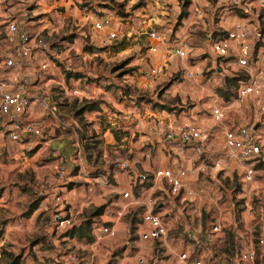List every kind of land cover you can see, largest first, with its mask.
I'll return each instance as SVG.
<instances>
[{
  "label": "rangeland",
  "instance_id": "obj_1",
  "mask_svg": "<svg viewBox=\"0 0 264 264\" xmlns=\"http://www.w3.org/2000/svg\"><path fill=\"white\" fill-rule=\"evenodd\" d=\"M58 1L67 2L69 0ZM97 1L104 3L101 7H104L105 11L96 14V19L104 14L111 16L113 19L128 17L145 6L143 0ZM156 1L166 9L167 15L165 16L169 20L166 24L171 26L175 24V29L181 25L182 29L187 28L189 34L186 41L189 47L187 58L181 61L168 58L165 55L164 68L166 76L162 79H152L148 76L149 70L153 68L149 58L144 57L143 61H138L137 57L144 55L147 51L146 36L137 35L138 37L133 41V36H127L128 30L117 29L105 33V36L110 33L117 34L116 40L109 41L105 40L104 36L100 37L101 35L96 33L95 30H92V24L83 28L79 25L68 24L70 17L60 21L46 20L50 22V30L41 29L40 25L36 24L37 28L33 31V35L38 40H42L45 45L44 51L36 56L37 59L31 61L38 63V65L47 61L58 67L64 75L63 84H76L75 82L81 78L86 79L87 83L90 80H88L86 72L79 69L82 66V59L81 57L79 59L78 55L81 56V52L92 48L95 52L104 54L106 60L105 63L98 65L94 58L95 71L91 70V75L96 73L97 76H101V73H103L108 76V81L110 80L111 84H157L152 94L150 92L140 93L141 100L146 101L150 95L154 98L156 96L159 97L160 102L165 104L163 106L165 109L175 110L177 114L184 111L188 115L187 121H193L191 118L195 116L197 121L186 122V124L195 123L196 126L201 127L209 135L208 144L210 149L202 156V160L207 158L206 161L209 163L224 154L223 139H218L222 124H216L212 120V109L216 105L210 101L209 94L205 92V90L214 92V87L208 89L206 84H190L188 82L189 85H192V88L187 89V99L184 98L185 103H181L179 95L184 92L182 88L187 83V78L182 79V77L186 76L187 68H192L190 71L196 74L202 69L206 70L211 67L213 62L216 64L221 63L223 66H228V74L231 77L226 79L224 89H218L215 93L219 97L223 95L224 98H221L224 102L228 98L237 99L238 84H245L250 79L247 78L245 71L236 64L235 59L230 57L218 58L213 55L210 52L207 40L209 34L214 33V31L217 33L215 35L211 34L213 40L223 37V29L218 25L220 18L223 17L224 10H232L233 12L235 9L225 7L219 0H202L209 2L216 10L215 20H213L211 26L207 27L205 18L195 22L191 19L192 11L198 8L201 0H195V3H190V0ZM259 1L261 0H245L244 3H250L251 7H257ZM71 2L70 7H59L57 12L65 15L67 11H75L74 7L91 8L87 0H71ZM177 7L178 9H176ZM235 15L243 19L246 17L240 10H235ZM257 15L261 16L260 23L263 25L264 9L260 10ZM47 17L48 15L45 18L44 16L38 18L44 20ZM224 19L227 21L226 18ZM227 22L231 23L232 21ZM237 23L238 21L235 24ZM234 25H232V28ZM113 27L112 23L111 29ZM84 28H89L92 32L86 38L79 35ZM151 28L160 30L159 32L163 31L166 34L165 43L168 45L166 48H170L175 42L178 44L174 35L172 36L167 28L159 29V26H151ZM122 42H124L126 49L118 51L119 44ZM262 45L261 43L260 46L262 47ZM163 50L166 51L165 47H163ZM113 52L115 54H112ZM199 54L201 55L196 60L190 58ZM262 56H264V49ZM198 63L202 64V69H199ZM69 65L72 66L70 74L65 70ZM89 67L92 68V63L89 64ZM251 69L254 72L257 71L253 62ZM74 70L75 72L72 73ZM202 72V76H206L205 71ZM34 74V79L38 76L42 79L48 78L47 72L40 74L37 68ZM238 81L240 83H237ZM34 83L38 84V81ZM235 85L238 86L237 89H234ZM171 87H176L177 91L171 92ZM126 89L127 86L124 87V90ZM193 90L202 92L200 98L204 103L200 104L201 106L197 109L198 111H195L194 115L192 113L193 101L189 98V92ZM83 102H85L87 108L89 107L87 103H92V101L82 100L77 104L78 107H81ZM149 102L154 103L156 101H150L149 99L147 103ZM224 102L222 105L225 104ZM155 106L160 107V104L155 103ZM171 106L175 108L171 109ZM229 114L236 116L235 122L237 123L250 124L258 130L264 129V98L251 96L243 99L242 102L236 100V105L234 109L229 110ZM226 124L227 122L223 125ZM69 150L71 151L70 148ZM23 154L24 156L21 157L20 144L0 148V173H2L0 174V197L4 192L7 195L4 199L5 203L1 204H10L8 208L6 206L4 215L0 213V229L7 233L8 237V243L5 241L2 245L0 244V264H7L13 259H16L20 264H73V258L85 264H139L140 259L145 260L146 264H152L155 261L158 264H176V255L182 252L180 249L173 252L176 244H181V241L192 244L189 236L194 239L201 238L212 224L219 225L221 227L220 235L223 233V239L218 240L223 242H218L213 247L215 253L210 260L214 264H228L225 258L234 257L236 254L245 251V246L248 244H251V248L257 253V259L253 264H264V249L260 250L256 245L259 236L258 227L257 225L252 227L251 225L253 220L260 221V214L257 210L258 199L255 192L264 190V165L253 161L245 164L246 167L255 169L254 180L249 184L243 183V169L241 168L243 165L238 163L224 165L223 171H209L205 174H199L188 183L189 188L195 192L192 198H170L169 189L164 182L145 183L142 185L143 192H139V194L134 190L130 191L131 193L128 192L136 200H144L150 197L159 198L158 200L165 203V206L157 212L162 216L170 213V216L164 219L167 225L165 238L161 241L147 242L141 240L139 236L143 229L141 227L140 205L130 204V199L118 204L116 196L109 192L105 195L101 193V203L99 201L95 206L89 205L82 210L67 207L68 211L65 213V204L62 207L60 203L53 209L48 208L47 212L44 210L37 211L41 199L44 198L43 196L46 193L49 196L50 193L46 183L49 175L45 173L49 170V167L48 169H40L39 167L50 166L51 168L57 158L48 149L46 153L39 154L32 161V166L39 168L38 170L32 167L28 170H22L21 173L22 159L29 160L33 155L26 152ZM194 158H196V161H193L192 165L189 166L190 169L195 168L201 160L195 156ZM3 167L6 169L2 170ZM96 168L95 173L104 172L101 166ZM33 170L38 174L33 173ZM80 186L78 183L74 187L78 188ZM115 203L119 207L112 210ZM0 210L3 209L0 208ZM120 210L122 216L117 223L116 237L112 239L100 237L99 232L96 230L97 227L104 222L113 220L117 211ZM55 218L66 220L67 223L62 227H58ZM131 228L134 229L131 230ZM79 229H82L85 236L82 239L74 233V230L79 232ZM72 233H74L73 236ZM209 261L204 260L205 264H208Z\"/></svg>",
  "mask_w": 264,
  "mask_h": 264
},
{
  "label": "crops",
  "instance_id": "obj_2",
  "mask_svg": "<svg viewBox=\"0 0 264 264\" xmlns=\"http://www.w3.org/2000/svg\"><path fill=\"white\" fill-rule=\"evenodd\" d=\"M87 1L90 3V9L74 7L75 11H67V14L62 15L57 12L58 8L70 7L72 5L71 0L67 2H59L58 0H0V79L5 77L1 71V61L4 57L11 55V47L5 41L6 24L9 21L14 20L22 30L27 31L31 35H33V31L36 30L35 28H37L36 24L40 25L41 29L50 30V22L46 20L60 21L64 20L66 17H70L67 22L68 24L79 25L81 28L92 24L91 28L94 30L93 23L96 19L95 16H97L96 14L101 13V11H105L104 7H101L104 3L97 0ZM143 1L145 6L138 9L139 11L137 10L136 13L133 12L131 16L113 19V29L95 32L100 34V37L104 36L105 40H107V37L105 36L107 31L113 32L117 29H121L122 31L128 30L129 32L127 33V36H133V41H135L138 37L137 35L145 37L149 26H159V29L167 28V30L172 33V36L174 35L175 40L185 44L189 50L186 42L189 36L187 28L182 29V26L180 25L175 29V24L174 26L166 24L167 21H169L165 16L167 15V12L165 11L166 9L156 0ZM190 3H195V0H190ZM202 6H209L210 10H213L216 15V10H214L209 2L201 0L198 7ZM176 9H178V7ZM46 15H48V17L47 19H44ZM215 15L211 13L202 18L206 19L207 27L212 25L213 20H215L216 17ZM41 16H44V20L38 18ZM224 18H226L227 21L232 22L229 23L225 21ZM240 18L241 17H236L235 10L233 12L232 10H224L223 17L220 18L218 24L223 29L222 33L225 34L227 31H231L232 25H234L236 21H244L243 18ZM191 19L194 22L202 20L195 19L193 17V11ZM248 21L251 22L252 20L249 18ZM139 32L140 34H138ZM159 33L164 36L166 41V34L163 31ZM215 33L217 32L214 31V33L212 32L211 34L215 35ZM91 34L92 32L89 28H84L83 32L79 35L86 38ZM211 34H209L208 37H211ZM261 43L263 44L262 47L260 46ZM167 46L168 45L164 43V45L158 47V51L155 54L146 51L144 55H139L137 57L138 61H143L145 57L149 58L153 67L164 65L165 55L168 56ZM263 46L264 39L257 42L251 51L252 62L254 63V67L256 66L257 71L254 72L255 68L254 70L251 69L252 62L249 68L243 69L249 79H258L264 76V56H262L264 49ZM163 47H165L166 51L163 50ZM125 49L126 46L124 42L119 44L118 51H124ZM81 54V56L78 55V58L81 57L82 59V66L79 69H83L82 71L86 72L87 78L90 80L87 83L86 79L81 78L75 82L76 84H63L64 75H62L58 67L51 62L44 61L49 64V70L47 71L48 78H40L38 84L32 82L27 90L28 96L32 100L42 97L49 99L50 102L56 106L57 113L55 116L49 115L39 109L34 103L31 104L24 120L41 126L44 136L39 139H31L27 144H21V157L24 156L23 153L25 152L33 154L29 160L26 158L22 159L21 173L23 172L22 170H28L29 168L35 167L32 166L33 159L41 153H46L48 149H50L53 156L57 158L56 161L60 160L68 165V173L65 181L63 184H60V186L64 185V188H60L59 184L54 181L50 166L39 167L40 169H48L49 167V170L45 172L49 175V178L46 179L48 189L50 190L49 192H52L53 189H56L57 193L61 192L63 203L60 205L63 207L65 204V213L68 211L67 207L82 210L89 205L95 206L99 201L100 203L102 202V199H100L102 196L101 193L105 195L107 192L114 194L117 202H119L118 204H121L124 201V199L121 198V193L132 192V190L136 191L137 194L143 192L142 185H136L133 182L136 175L147 174L149 175L150 181L146 184H150L151 182L155 183L151 176L154 171L177 168L180 166L189 167L192 165L193 161H196L191 150H187L183 156H177L166 150L163 145L164 134L168 128L186 122H195V116L192 117V115H190V117H192L191 120L193 121H187L188 115L185 114L184 111L177 114L175 113V110L172 111L170 109H165L163 107L165 104L160 102L161 100L156 96L155 98L151 97V95L149 97L150 101H156L154 103H147L149 99L146 101L141 100L139 94L146 92L152 94L157 84H111L110 80L108 81V76H105L103 73H101V76H97L96 73L91 75V70L95 71L94 58L96 59L97 64L100 65L103 62L105 63V55L100 54V52H95L92 48L81 52ZM112 54L115 53L113 52ZM200 55L201 54L195 55L194 57L191 56L190 58H195L196 60ZM168 58L171 57L168 56ZM35 59L37 58L35 57L33 61ZM33 61L30 60L21 64V76L34 78V71L40 64L38 65V63L36 64ZM90 63H92V68L89 67ZM198 64L200 66L199 69H202V64ZM191 69L192 68H187L188 71H186L185 74L193 73L190 71ZM202 71H205L204 73L206 76H202ZM202 71L200 70L196 74L193 73L194 76L192 79H189L186 76L182 77V79L187 78V83L182 88L184 89V92L179 95L181 103H185V100L187 99V89L190 87L192 88V85H189L190 83L206 84L208 89L214 87V92L205 89L202 90H205V92L209 94L208 98H210V101L214 105H222L224 100L219 97L215 91L218 89L223 90L226 79L231 77L228 74V66L213 62L211 67L206 70L202 69ZM74 72L75 70L72 73ZM68 74H70V72ZM59 82L61 84H52ZM237 83H240V81ZM238 85L239 90L243 84ZM125 86H127L126 90H124ZM171 88V92L177 91L176 87ZM193 88L195 89L194 86ZM162 89L163 87L161 90ZM201 95L202 92H199L198 90L189 92V98L193 101L192 105L194 106L192 111L193 115L195 111H198L197 109L201 106L200 104H204L200 98ZM82 100L92 101V103L86 102L89 104L88 108L85 107V102L82 103L81 107H78L77 104ZM155 103L160 104V107L155 106ZM224 103L225 104L222 106L227 108V120L224 123H228L229 121L235 122L236 116L230 115L229 110L234 109L236 99L228 98ZM173 108L175 107L171 106V109ZM218 139H223L222 128L218 135ZM7 145V142L0 139V148H2V146L7 147ZM77 147H79L78 158L74 155ZM117 163H125L128 166V170L122 171L118 169L116 167ZM97 166H101L104 172L100 174L95 173ZM35 168V170L39 169H37V167ZM1 169L5 170L6 168L3 167ZM35 170H33V173L38 174ZM98 175H105L112 184V188H107L99 184L95 180V177ZM192 180L193 178H190V181ZM78 183L81 186L78 188L74 187ZM261 192L264 194V190ZM6 196L7 195L4 192L0 197V204L5 203L4 199ZM43 197L44 198L41 199L42 201L39 203L37 211L44 210L47 212L48 208L53 209V207L59 205L56 204L52 197L48 196L47 193ZM115 204H113L114 206H112V210L119 207L118 204ZM9 205L10 204H1L0 208L3 210H0V213L4 215L6 206L8 208ZM112 221L115 222V228L117 229L119 219L113 218ZM251 225L252 227L253 225H257L259 232V230L264 227V222L262 223L259 220H253ZM4 233L5 232L3 231L0 240L1 245L5 241L8 243L7 233ZM222 235L223 233L219 236L220 239H223ZM190 238L192 237L189 236V239ZM221 242L223 241L221 240L220 243ZM180 243L181 244H176L173 252L178 249L182 250V252L187 248L192 249V244L185 243L184 241H181ZM251 246V244H248L245 246V250L251 249ZM216 249L218 248L216 247ZM214 253L215 251L212 249L211 253H205V255H203V259L208 262L210 258H213Z\"/></svg>",
  "mask_w": 264,
  "mask_h": 264
},
{
  "label": "built area",
  "instance_id": "obj_3",
  "mask_svg": "<svg viewBox=\"0 0 264 264\" xmlns=\"http://www.w3.org/2000/svg\"><path fill=\"white\" fill-rule=\"evenodd\" d=\"M245 0H219L225 7L233 10H240L246 15L244 21H239L233 26L231 31H227L225 36L218 40L208 37L210 52L218 58H233L236 64L247 69L252 62V49L257 42L264 39V26L260 23L261 16L257 15L260 10L264 9V1H259L257 7H251L244 3ZM215 15L209 6L195 8L193 17L197 20L202 19L207 14ZM252 20L251 22L248 21ZM113 18L109 15H102L99 19H95L93 29L101 32L110 30ZM264 23V22H263ZM147 40V51L155 54L158 47L164 45L165 38L156 29L149 26L145 34ZM107 40H116L117 34L110 33ZM5 41L11 47V55L6 56L1 61V71L5 75L0 79V139H3L8 145L27 144L31 139L43 138L44 132L41 126L25 121L24 117L31 104H35L39 109L55 116L57 113L56 106L49 99L42 97L32 100L28 96V87L32 82L40 80V76L31 78L21 76V64L34 59L40 52L44 51V43L38 40L34 35L22 30L14 20L6 24ZM168 56L178 60L187 58L188 48L185 44L178 42L167 49ZM40 74L49 70V64L44 62L37 68ZM67 72L72 71V66H67ZM148 76L152 79H162L166 76L164 65H158L149 70ZM187 78L192 79L193 74L188 73ZM251 96L264 97V76L258 79H250L243 84L237 92V102H242ZM227 108L225 106H216L212 109V120L216 124H222L223 132V148L222 157L213 159L207 163V158L202 160V156L210 149L208 144L209 135L199 126L195 124H180L170 127L166 130L163 139V145L166 150L177 156H183L187 150H191L193 155L199 158L195 168L180 166L177 168L156 170L152 173V180L155 182H164L169 189V197L172 199L192 198L194 190L189 188L188 182L190 178H196L199 174H205L209 171H223L224 165L230 163H238L243 165V183H252L255 177V169L246 167L249 161L264 164V129L258 130L250 124L229 121L227 125H223L227 120ZM5 146H2L4 148ZM75 157L79 156V147L75 152ZM116 167L122 171H127L128 166L125 163H117ZM54 181L59 184L60 188H64L63 184L68 173V165L62 161H56L51 166ZM95 180L107 188H112L105 175H98ZM150 181L149 175L138 174L133 182L143 185ZM258 199L257 210L260 214V222H264V194L255 192ZM56 204H62L61 192L53 189L49 193ZM121 198L130 199V204L140 205L141 208V227H143L139 236L140 239L147 242L161 241L167 233V225L164 219L170 216V213L162 216L157 210H160L165 203L158 198L150 197L148 199H134L128 192L121 193ZM122 211H117L115 219H120ZM58 227L64 226L66 220L55 218ZM100 237L115 238L117 229L114 221L104 222L96 229ZM221 227L212 224L204 235L199 239L192 240V249L187 248L180 254L176 255V264H205L203 255L211 253L213 247L218 244L220 239ZM258 249H264V227L259 230V236L256 240ZM1 254V253H0ZM257 259L256 251L251 248L236 254L234 257H227L225 261L228 264H253ZM73 264H85L73 258ZM139 264H146L145 260L140 259ZM152 264H158L156 261ZM208 264H214L209 261Z\"/></svg>",
  "mask_w": 264,
  "mask_h": 264
},
{
  "label": "trees",
  "instance_id": "obj_4",
  "mask_svg": "<svg viewBox=\"0 0 264 264\" xmlns=\"http://www.w3.org/2000/svg\"><path fill=\"white\" fill-rule=\"evenodd\" d=\"M263 26H264V23H263ZM223 36H225V34H223ZM233 59V58H232ZM238 88V86L237 85H235L234 86V89H237ZM221 97L222 98H224V96L223 95H221ZM259 164H261V165H264L263 163H259ZM100 213V212H99ZM99 215V214H98ZM134 228H131V230H133ZM79 232H77L76 230H74V233H76V235H77V237L78 238H84L85 236L83 235V232H82V229H79L78 230ZM74 233H72V236H73V234ZM2 235H3V230H1L0 229V240H1V238H2ZM0 258H1V254H0ZM7 264H20L16 259H13V260H11L9 263H7ZM43 264H48V263H43Z\"/></svg>",
  "mask_w": 264,
  "mask_h": 264
}]
</instances>
